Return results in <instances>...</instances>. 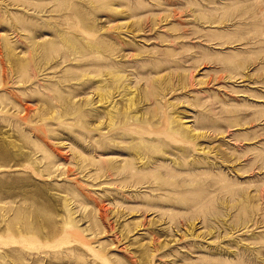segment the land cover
Returning <instances> with one entry per match:
<instances>
[{"label": "rangeland", "instance_id": "rangeland-1", "mask_svg": "<svg viewBox=\"0 0 264 264\" xmlns=\"http://www.w3.org/2000/svg\"><path fill=\"white\" fill-rule=\"evenodd\" d=\"M0 264H264V0H0Z\"/></svg>", "mask_w": 264, "mask_h": 264}]
</instances>
